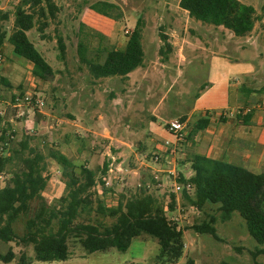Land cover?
<instances>
[{
    "label": "rangeland",
    "instance_id": "374dc122",
    "mask_svg": "<svg viewBox=\"0 0 264 264\" xmlns=\"http://www.w3.org/2000/svg\"><path fill=\"white\" fill-rule=\"evenodd\" d=\"M54 1L58 7L55 17L47 13L46 17L40 18L36 9L40 20L28 32L30 40L55 71L50 81L36 79L31 63L16 57L8 42L0 51L3 57L0 76L6 77L13 85L12 90L2 88L6 99L0 100V113L3 112L6 118L0 120V134L9 122L8 137L12 139L9 147H19V143L26 140L31 148L45 156L52 149L60 150L78 168L86 166L96 172V186L91 191L95 198L103 199L108 206L114 205L121 193L129 198L145 189L155 195L169 221L176 223L172 218L179 217L177 225L184 233V255L176 264H264V256L256 254L261 245L250 236L244 219L238 213H234L231 220L221 222L217 206H207L204 211H199L184 204L182 192L174 193L175 180L171 175L155 174L140 164L145 159L146 163L155 162L156 155L141 156L140 144L150 143V138L164 142L167 133L162 121L151 118L152 114L157 112L156 115L167 122L178 121L183 118L181 115H189L197 108L211 107L221 104V101L230 102L227 89L232 90L233 104L238 86L250 91L241 95L246 98L244 108L254 110L260 104L264 94V0H240L256 9L255 28L245 37H236L223 27L192 19L180 8V0ZM98 1L118 5L123 11L122 20L110 26L107 17L89 8ZM19 2L0 0L1 31L9 34L13 31ZM5 14H8V20H2ZM140 18L144 21L142 44L145 64L133 72V75L139 73L134 79L136 85L142 84L137 95L133 93L139 100V108L130 112H125V109L118 111L112 102L117 99L121 80L117 77L96 81L87 66L80 62L78 44L80 40L87 42L91 51L88 56H92L101 43L108 48L122 49L130 35L126 32L132 33ZM42 22L47 26L41 33L38 27ZM80 23L86 25L82 32ZM95 32L105 35V39ZM59 37L66 44L64 61L59 57ZM192 43L199 47L198 55L194 54ZM205 45L210 46V51L202 53ZM102 56L104 59L105 54ZM182 56L186 60H182ZM146 68H150L148 74H145ZM20 86L24 93L34 95L33 100L27 103L23 99L20 107H14L12 94L18 96ZM39 98L44 99L42 107L35 104ZM120 101L122 107L124 101ZM201 112L195 113L192 122ZM18 113L24 116L19 118ZM156 126L161 130L157 131ZM104 128L111 129L113 136L120 134L121 140L130 146L111 140ZM108 161V170L111 168L113 172L107 171L103 175L104 163ZM46 165L48 186L43 197L49 205H56L65 196L67 179L55 161L47 158ZM120 165L123 172L117 168ZM18 166L9 164L4 172H0L1 188ZM250 170L258 174L264 172V168L250 167ZM185 172L188 173L189 169ZM100 181L108 182L105 188L114 190L107 197L103 196ZM171 194L176 195L172 212L169 210ZM209 216L218 218L216 229L221 241L193 229ZM105 222L111 224L112 220L105 219ZM24 223L25 219H21L16 225L19 235L24 232ZM68 245L70 258L63 262H38L33 246L18 241L0 242V254H6L10 249L14 251L15 258L8 264H158L156 256L160 248L158 241L147 235L135 238L126 252L112 249L88 254L79 240L73 237L68 240ZM0 264L7 263L0 261Z\"/></svg>",
    "mask_w": 264,
    "mask_h": 264
},
{
    "label": "trees",
    "instance_id": "16d2710c",
    "mask_svg": "<svg viewBox=\"0 0 264 264\" xmlns=\"http://www.w3.org/2000/svg\"><path fill=\"white\" fill-rule=\"evenodd\" d=\"M89 8L115 21H120L123 17L122 9L112 2L98 1ZM180 8L187 11L192 19L214 27H223L236 37L251 34L257 20L256 9L240 0H180ZM36 9L40 18L46 17L47 13L54 18L58 11L54 0H20L15 10L13 31L9 34L0 29V48L6 42L11 44L16 57L32 64L33 76L48 82L55 76V71L28 36V32L40 20L36 16ZM8 18V14H5L2 20ZM46 26L47 23L42 22L38 31L42 33ZM84 28L86 25L80 23V32ZM143 31L144 21L140 18L124 48H108L101 43L92 56H88L91 51L87 42L80 40V62L87 66L95 80L113 77L127 80L129 74L145 64ZM95 34L105 39L102 33ZM58 44L59 57L64 61L66 44L62 37H59ZM167 47L171 50L170 45L167 44ZM2 88L12 90L13 85L6 77L0 76V100L5 98ZM18 89V96L12 94L11 98L15 104L25 97L22 86ZM248 109L240 110L237 115L238 121L245 125L250 124L253 117V110L248 112ZM186 119L187 117H183L180 120L183 122ZM0 120L6 118L0 114ZM209 122L208 112L198 116L187 133V143L193 142L196 134L207 128ZM6 124L7 127L0 134V172H4L9 164L16 163L19 166L11 173L6 185L0 188V242L18 241L26 246L32 245L38 262L53 263L70 258L68 240L71 237L78 239L88 254H93L112 249L126 252L135 238L147 235L158 241V264H176L183 257L184 233L177 223L169 221L164 207L155 195L149 194L145 189H140L139 193L136 192L129 198L121 193L118 204L108 206L103 199L95 198L91 191L97 182L95 171L86 166L78 168L58 149L50 150L48 156H45L31 148L26 140L21 141L19 147H9L12 139L8 137V128L11 124ZM47 158L60 166L67 179L66 193L60 198L59 205H49L43 197L48 186ZM186 164L189 165L192 176L186 177L180 172L177 179L184 186V204L199 211H204L207 206H217L221 222L231 220L233 214L238 213L244 219L250 236L261 245L256 254L264 256V172L254 173L244 166L196 152L191 154ZM108 167L109 161L104 163L103 175L107 173ZM77 169L80 170L79 173ZM100 182L104 197L114 191L113 188H105V182ZM153 183L156 181L153 180ZM188 185L190 188H187ZM175 204L176 195L171 194V212L174 211ZM21 219H25L24 232L19 235L16 225ZM105 219L112 220V223L107 224ZM217 220L215 216H209L208 220L194 225L193 229L199 234H208L216 241H221L216 229ZM14 258L12 249L6 254H0V261L7 264Z\"/></svg>",
    "mask_w": 264,
    "mask_h": 264
},
{
    "label": "crops",
    "instance_id": "0c3cea01",
    "mask_svg": "<svg viewBox=\"0 0 264 264\" xmlns=\"http://www.w3.org/2000/svg\"><path fill=\"white\" fill-rule=\"evenodd\" d=\"M184 12L188 14L187 11L184 10ZM106 19L110 21L109 23L110 26L116 25V21L110 18H106ZM10 46L13 52V46L11 44ZM2 47L0 48V51H2L1 50ZM191 48H193V52H195L194 54L198 55L197 50L199 49V47L195 43H192ZM202 49H203L202 53L206 51H210V46L205 45V47H203ZM182 51L183 50L181 49L180 50L181 54ZM182 60H186V57L182 56ZM147 69L148 68L145 69V74H148L150 72V68L149 70ZM136 75H133L132 72L131 74H129L127 80H123L118 77L119 80H121L122 86L119 90V93L116 94L117 99L114 100V102H112V104H114V106L117 107L118 111L125 109V112L127 111L130 112L132 109L137 110V108H139L137 106L139 100L133 93H136L137 95V91L139 90L140 86H142V84L140 83V85H136V82L134 81ZM113 78H117V77H113ZM103 79H110V78H103ZM103 79H99V80H103ZM227 90H228L227 95H229L230 102L229 100L226 103H224V101H221V104H217L211 107L205 106V108H197L189 115L188 114L181 115V117L184 116L187 117L185 121L187 127V133L190 132L193 126L192 120L196 116L195 113H197V111H202L200 116H203L206 112H208L210 116V122L207 128L200 130L196 134L193 142H188L186 145H184L183 149L179 150L174 158L167 159L169 162H171V164H164L163 162L146 163L145 162L146 159H145V161L140 163L141 167L146 166V168L152 170L155 174L158 173L169 174L168 171L176 170L178 174L180 172H183L186 177H190L192 176V171L189 165L186 163L190 160L191 154L193 152H196L206 155L213 159L225 160L229 163L244 166L249 170L250 167L263 169L264 168L263 110L258 108L259 105L258 104L257 107L253 110V117L251 119L250 124L248 125L243 124L241 121H238L237 119L238 113L240 112V110L244 109V105L246 104V98H242L241 95L243 96L245 92L248 93L250 91L246 90L244 87L241 88V86H238L232 104V97H231L232 90L231 89H227ZM241 92L243 93L241 94ZM262 97L263 98L262 100H260V102L264 101V94L262 95ZM121 99L124 101L122 107H120V102H122L120 101ZM83 108L84 107H82V110L86 111V109ZM156 113L152 114L151 118L154 117L153 119L161 120L163 126L166 129L167 120H162L161 118H159V116L156 115ZM104 130L108 131V136L111 140H115L120 144H125L127 146H130V144L121 140L120 134L117 136L116 135L113 136L111 129L104 128ZM156 130L157 131L161 130L160 126L159 127L156 126ZM166 132L167 133L165 134L164 142H160L158 140H155L154 138H150V143L143 142L142 144H140V147L142 149L140 151L141 156L147 158L149 153L164 154L163 153L164 143H166L167 141L170 142L174 141V138L168 133L167 129ZM138 160H142V159L138 158ZM117 168L120 169L122 172L124 171L121 165L118 166ZM185 169H189V172L186 173ZM117 204H118V199L116 200V203L112 206H115Z\"/></svg>",
    "mask_w": 264,
    "mask_h": 264
},
{
    "label": "built area",
    "instance_id": "2783aa9c",
    "mask_svg": "<svg viewBox=\"0 0 264 264\" xmlns=\"http://www.w3.org/2000/svg\"><path fill=\"white\" fill-rule=\"evenodd\" d=\"M128 34V31L126 32ZM3 63V57L2 55H0V65H2ZM34 95H29L25 93V97L24 100L27 101V103H29V101L31 102L33 99ZM20 102H18V104H15L14 107H20ZM35 104L37 107H42L44 105V99H37L35 101ZM258 108L263 110L264 112V101L260 102V104L258 105ZM251 109H248V112ZM0 114H3V112H1ZM19 118L24 116L23 113H18L17 115ZM166 129L168 131V133L174 138L173 142L167 141L166 143H164L163 145V153L164 154H156L154 156V161L156 163H164V164H171V162H169L167 159L168 158H174L175 155L178 153L179 150L183 149L184 145L187 144V127H186V123L182 122L180 120L178 121H169L166 123ZM108 171L113 172V170L110 168ZM168 173L173 177V179L175 180L174 182V193L177 192H182L184 186L181 185L178 182V172L176 170H171L168 171ZM106 179V178H105ZM155 179H158V176L155 177ZM105 184L107 185L108 182H105ZM187 188H190V186L188 185ZM174 221H179V217H173L172 218ZM179 228V227H178ZM180 229V228H179Z\"/></svg>",
    "mask_w": 264,
    "mask_h": 264
}]
</instances>
